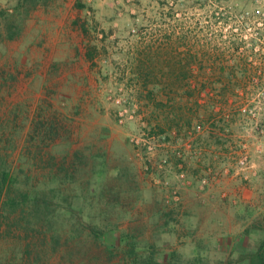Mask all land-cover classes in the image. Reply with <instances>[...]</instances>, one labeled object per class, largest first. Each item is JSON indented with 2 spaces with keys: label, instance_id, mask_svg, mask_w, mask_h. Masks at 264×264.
Instances as JSON below:
<instances>
[{
  "label": "rangeland",
  "instance_id": "obj_1",
  "mask_svg": "<svg viewBox=\"0 0 264 264\" xmlns=\"http://www.w3.org/2000/svg\"><path fill=\"white\" fill-rule=\"evenodd\" d=\"M263 11L0 0V155L39 196L0 204V264H130L127 242L245 264L264 227Z\"/></svg>",
  "mask_w": 264,
  "mask_h": 264
},
{
  "label": "trees",
  "instance_id": "obj_2",
  "mask_svg": "<svg viewBox=\"0 0 264 264\" xmlns=\"http://www.w3.org/2000/svg\"><path fill=\"white\" fill-rule=\"evenodd\" d=\"M179 74L182 75L183 78L188 79L187 71L184 72L183 69H180ZM219 121L224 122L223 119ZM24 187L25 186L20 181L19 176L12 172L5 158L0 155L1 209L11 213H16L18 211L24 212V209L27 208L29 201L37 203L39 201V196H37L36 191H26L24 190ZM262 229L263 237L258 248L254 252L247 253L242 257L245 264H264V227ZM93 234L96 238L100 237L99 231L96 232L93 230ZM127 244L128 249L126 250V254L130 264H203L202 259L198 256L191 260L183 261L180 260L175 253H171L168 257H165L162 261H160L156 257L154 247L148 246L146 249L141 251L134 243L127 242Z\"/></svg>",
  "mask_w": 264,
  "mask_h": 264
},
{
  "label": "built area",
  "instance_id": "obj_3",
  "mask_svg": "<svg viewBox=\"0 0 264 264\" xmlns=\"http://www.w3.org/2000/svg\"><path fill=\"white\" fill-rule=\"evenodd\" d=\"M260 19H262V22L264 21V11L261 13V17ZM258 27H256V30H261V34L259 32H255V38L254 40L251 39L252 43H248V45H251L252 47H259L260 45H264V23H257ZM244 26H246V31H252L253 27L250 24V22H245ZM261 26V27H260ZM238 29L235 28V31H237ZM245 38H247V36H245ZM247 42V41H246ZM247 156L245 155V157H243V160H247Z\"/></svg>",
  "mask_w": 264,
  "mask_h": 264
}]
</instances>
